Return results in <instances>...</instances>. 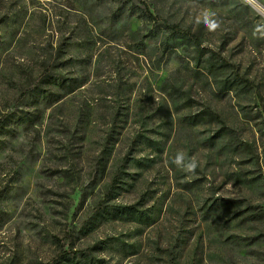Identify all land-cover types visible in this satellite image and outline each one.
<instances>
[{
	"label": "rangeland",
	"instance_id": "rangeland-1",
	"mask_svg": "<svg viewBox=\"0 0 264 264\" xmlns=\"http://www.w3.org/2000/svg\"><path fill=\"white\" fill-rule=\"evenodd\" d=\"M127 1L0 0V264H264V16L245 0H140L158 16L145 24L120 16ZM167 25L250 92H222L185 46L165 50ZM46 60L78 86L35 106L28 77ZM206 108L221 122L196 123ZM180 151L195 172L173 163Z\"/></svg>",
	"mask_w": 264,
	"mask_h": 264
},
{
	"label": "trees",
	"instance_id": "trees-1",
	"mask_svg": "<svg viewBox=\"0 0 264 264\" xmlns=\"http://www.w3.org/2000/svg\"><path fill=\"white\" fill-rule=\"evenodd\" d=\"M131 2L120 3L118 10L120 16H123L127 11L130 12L131 15L137 16L140 18L145 24H149L151 22L158 21V16H156L152 10L144 4L140 0H130ZM237 0H209V4L214 7H223L227 5H231V2H236ZM131 4L128 6V4ZM142 3L143 6H139L138 4ZM240 5V4H239ZM242 10L238 11V14L243 18H246L249 13V7L240 5ZM168 30L170 38H165L166 41H163L165 45V50L172 48H180L185 46L188 51L195 57L198 66H203V70L210 76L213 80H215L216 84L220 85V89L222 92H233V91H241L242 93L250 92L252 87V83L241 76L233 67V65L228 61V59L218 52H211L207 47H205L201 40L194 35L192 32H182L178 31L176 27L173 25L165 26ZM177 32V33H176ZM158 37V36H157ZM171 40H173V45H170ZM60 63H57L56 66H59ZM198 74H201L200 71ZM41 78L37 81L32 76L28 77V81L30 82L29 90L30 96L33 104L39 105L41 99L50 98L55 93L52 91V87L54 85H58V89L63 92L60 93L58 97H66L68 95L73 94L77 90L78 85H73L72 79H69L63 76L60 71H56L52 66H50L49 61H45L43 63V68L41 72ZM34 113H30V116H33ZM35 120H36V114ZM34 120V119H33ZM194 120L197 122L207 121L210 123L213 122H221V118L218 114L212 111L211 108H206L202 111L201 114L194 117ZM153 144V143H151ZM154 146V145H153ZM60 173V171H55V174ZM116 178L114 179L113 188H116ZM230 206L233 207H241L242 201L240 200H230L228 201ZM241 204V205H240ZM228 207V206H227ZM108 216L114 218L119 216L121 218H129L131 217L135 222L139 224L148 225L150 219L144 214V212H140L136 206H124V205H109ZM104 212L99 213V216H102ZM220 213V211H219ZM70 253L63 252L60 255V260L58 264H68L71 263V259H69ZM64 261V262H63ZM86 264H95L90 261L87 257ZM102 264V263H99Z\"/></svg>",
	"mask_w": 264,
	"mask_h": 264
},
{
	"label": "clouds",
	"instance_id": "clouds-1",
	"mask_svg": "<svg viewBox=\"0 0 264 264\" xmlns=\"http://www.w3.org/2000/svg\"><path fill=\"white\" fill-rule=\"evenodd\" d=\"M207 23V21H205ZM217 25L212 24L211 28H215ZM185 153L180 151L177 152V154L175 155L174 159H173V163L177 166V167H182V169L187 172V173H193L195 172L196 168L198 167V163L195 159V157L191 158L190 160H188L187 163H185Z\"/></svg>",
	"mask_w": 264,
	"mask_h": 264
},
{
	"label": "bare ground",
	"instance_id": "bare-ground-1",
	"mask_svg": "<svg viewBox=\"0 0 264 264\" xmlns=\"http://www.w3.org/2000/svg\"><path fill=\"white\" fill-rule=\"evenodd\" d=\"M245 1L251 4L260 14L264 16V9H261L253 0H245Z\"/></svg>",
	"mask_w": 264,
	"mask_h": 264
}]
</instances>
